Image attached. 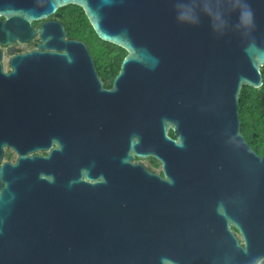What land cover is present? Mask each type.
Listing matches in <instances>:
<instances>
[{
    "label": "water",
    "instance_id": "water-1",
    "mask_svg": "<svg viewBox=\"0 0 264 264\" xmlns=\"http://www.w3.org/2000/svg\"><path fill=\"white\" fill-rule=\"evenodd\" d=\"M69 6L128 52L117 81L132 76L129 149L155 159L166 180L129 155L98 165L106 181L85 183L78 148L69 157L61 143L30 157L57 127L26 114L12 86L0 101V264H264V155L239 112L242 89L264 84V0H0V43L30 40L33 22ZM40 32L42 47L66 50L45 64L82 66L88 88L95 69L85 42L65 41L57 23ZM4 137L15 165L3 164Z\"/></svg>",
    "mask_w": 264,
    "mask_h": 264
},
{
    "label": "flooded vegetation",
    "instance_id": "flooded-vegetation-1",
    "mask_svg": "<svg viewBox=\"0 0 264 264\" xmlns=\"http://www.w3.org/2000/svg\"><path fill=\"white\" fill-rule=\"evenodd\" d=\"M0 21L6 22L2 17ZM46 22L62 25L66 32L65 41H82L73 35L76 31L77 34L82 33L83 26L76 21L75 13H67L62 8L47 19L33 22L34 36L30 40L16 41L8 46L0 43L2 55L0 101L8 102L9 98L5 97L4 93L9 94V89L15 86V102L20 103L24 111H29L26 114L34 119L54 121L57 127L50 138L40 140L36 144L37 150L30 154V157L47 158L61 143L69 153V157L73 153L71 148H78L74 150V155L79 161V170L85 183L96 184L106 181L103 171H98V165L119 164L129 155L134 158L130 165H141L148 172L159 175L161 180H166L162 176L161 165L155 159H139L130 152L128 117L131 112L130 88L133 81L130 75L117 81L123 64L117 66L96 63L89 50L94 61L95 74L88 75L90 80L87 88V74L82 66L45 64L49 54L66 52L64 49L42 47L45 41L42 39L40 30ZM50 32H52L51 28L47 27V34ZM19 56H24L21 63L13 65L12 60ZM101 116L113 119L115 123L112 120V123L104 128L98 127L94 122L88 126L87 120L90 124L91 120L95 121ZM124 119L127 122H123ZM60 125L62 129L59 128ZM88 132L92 138L100 135L103 139L102 143L99 144L96 140L89 143ZM171 137L176 139L175 135ZM3 142V164L15 165L19 161V155L14 153L12 140L4 137ZM88 169H91L92 179L86 175ZM68 170L69 167L66 164L63 172L66 173ZM53 174L54 170L51 171V175ZM177 181H182V178H178ZM84 188L92 187L84 184ZM177 204L181 206L191 203L187 199L179 200ZM231 229L243 245L240 234L232 226Z\"/></svg>",
    "mask_w": 264,
    "mask_h": 264
},
{
    "label": "trees",
    "instance_id": "trees-1",
    "mask_svg": "<svg viewBox=\"0 0 264 264\" xmlns=\"http://www.w3.org/2000/svg\"><path fill=\"white\" fill-rule=\"evenodd\" d=\"M65 12H73L76 21L83 26V32L73 35L88 46L96 63L122 65L128 52L108 42L100 40L94 33L84 11L77 6L63 8ZM264 80V68L262 69ZM241 130L248 143L259 156L264 155V84L260 90L244 87L239 98ZM174 136L173 132H170Z\"/></svg>",
    "mask_w": 264,
    "mask_h": 264
}]
</instances>
